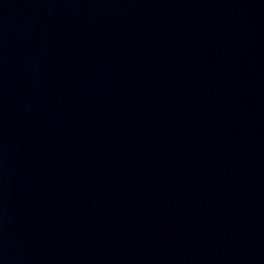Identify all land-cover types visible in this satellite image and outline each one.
Instances as JSON below:
<instances>
[{
    "label": "water",
    "instance_id": "water-1",
    "mask_svg": "<svg viewBox=\"0 0 264 264\" xmlns=\"http://www.w3.org/2000/svg\"><path fill=\"white\" fill-rule=\"evenodd\" d=\"M0 264H264V0H0Z\"/></svg>",
    "mask_w": 264,
    "mask_h": 264
}]
</instances>
